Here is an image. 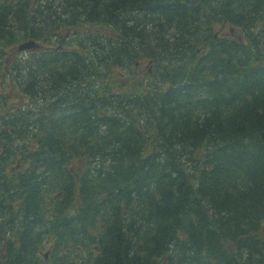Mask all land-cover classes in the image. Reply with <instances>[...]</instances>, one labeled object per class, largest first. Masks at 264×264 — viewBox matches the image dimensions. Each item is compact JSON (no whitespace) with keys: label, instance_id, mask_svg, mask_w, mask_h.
Segmentation results:
<instances>
[{"label":"trees","instance_id":"trees-1","mask_svg":"<svg viewBox=\"0 0 264 264\" xmlns=\"http://www.w3.org/2000/svg\"><path fill=\"white\" fill-rule=\"evenodd\" d=\"M263 40L264 0H0V264H264Z\"/></svg>","mask_w":264,"mask_h":264},{"label":"water","instance_id":"water-1","mask_svg":"<svg viewBox=\"0 0 264 264\" xmlns=\"http://www.w3.org/2000/svg\"><path fill=\"white\" fill-rule=\"evenodd\" d=\"M32 45H34L33 41H26L22 42L18 45V49H25V48H30ZM261 141L264 143V130H262L259 134Z\"/></svg>","mask_w":264,"mask_h":264},{"label":"bare ground","instance_id":"bare-ground-1","mask_svg":"<svg viewBox=\"0 0 264 264\" xmlns=\"http://www.w3.org/2000/svg\"><path fill=\"white\" fill-rule=\"evenodd\" d=\"M153 62V61H152ZM8 144V143H7ZM13 147V146H12Z\"/></svg>","mask_w":264,"mask_h":264}]
</instances>
